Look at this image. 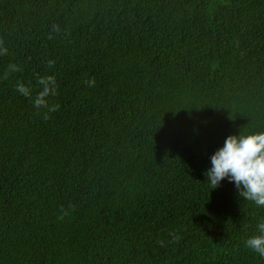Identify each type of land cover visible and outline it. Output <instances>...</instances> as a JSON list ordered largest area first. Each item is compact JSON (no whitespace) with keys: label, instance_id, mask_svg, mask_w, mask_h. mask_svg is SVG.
<instances>
[{"label":"trees","instance_id":"1","mask_svg":"<svg viewBox=\"0 0 264 264\" xmlns=\"http://www.w3.org/2000/svg\"><path fill=\"white\" fill-rule=\"evenodd\" d=\"M0 40V264H264L183 146L264 131V0H0Z\"/></svg>","mask_w":264,"mask_h":264},{"label":"clouds","instance_id":"2","mask_svg":"<svg viewBox=\"0 0 264 264\" xmlns=\"http://www.w3.org/2000/svg\"><path fill=\"white\" fill-rule=\"evenodd\" d=\"M58 30V29H57ZM8 53V48L4 42L0 40V55ZM55 61H49L54 64ZM17 64H9L8 72L19 71ZM40 91L33 98L32 90L24 83H17L16 91L25 97L32 99L33 106L37 110H47L44 115L47 118V112H54L59 105L51 104L49 98L57 95V80L55 75L40 76L38 79ZM90 85H94L95 81H89ZM169 107V115L166 117L171 120L174 116L180 115L182 112L188 113L187 119L191 116V108L183 110L176 100ZM176 110L177 113L171 112ZM184 145H192L198 147V152L205 155L203 167L206 168L205 175L207 183L213 190L219 188L227 179L229 183L234 184L239 197L245 201L253 202L258 207H264V131L227 135L220 143L207 140L197 133L192 136H186ZM225 140V141H224ZM224 141L223 146L221 145ZM257 234L246 239V246L264 257V217H260L256 224ZM171 241L176 242L180 239L175 233H170ZM161 245L164 241H160Z\"/></svg>","mask_w":264,"mask_h":264}]
</instances>
